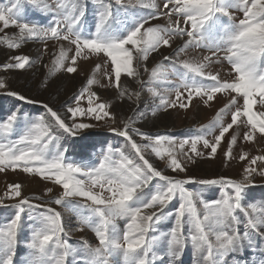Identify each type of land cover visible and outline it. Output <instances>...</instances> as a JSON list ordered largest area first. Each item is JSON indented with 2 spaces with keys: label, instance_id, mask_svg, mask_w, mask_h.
I'll list each match as a JSON object with an SVG mask.
<instances>
[{
  "label": "snow or ice",
  "instance_id": "6c2138e0",
  "mask_svg": "<svg viewBox=\"0 0 264 264\" xmlns=\"http://www.w3.org/2000/svg\"><path fill=\"white\" fill-rule=\"evenodd\" d=\"M112 3L118 10L123 9L125 16L132 13L134 19L126 27H122L125 22L114 16ZM59 7L64 9L62 19H54L51 25L40 27L34 23L20 21L19 0H15L10 7L0 6V24L4 29L9 26L17 27L18 40L52 38L68 41L70 45L75 46V55L71 56L73 63L84 50L95 54L98 59H102L100 54H104L111 59L112 72L117 82L122 72L129 77L138 75L137 69L133 67L134 57L139 65L161 46L172 48L173 53L178 55L183 48L173 47L177 38L183 40L184 47H208L211 56H204L200 62H183L187 72L177 85L176 96L178 99L182 97L179 88L183 87L188 91V101L195 95L203 104L208 105L216 93H227L231 99L216 113L214 125L219 124V134L215 135L214 141L198 135L177 142L174 137L168 135L142 132L132 127L129 120H125L123 129L110 127L109 131L123 137L126 146L130 145L131 152L126 155L123 149H112L109 146L107 151L101 150L102 158L95 165L68 162L66 150L61 151L57 142L64 134L77 136L94 127L90 123L77 122V118L86 117L98 123H107V119L112 116L110 105L104 102L94 103L93 98L97 93L84 87L75 96L77 106H69L66 109V112L71 114L69 124L57 111L45 104V115L32 121L31 126L26 127L18 140L11 142L8 141L7 135L4 136L5 143H0V172L5 168L20 167L25 173H35L45 182L50 181L53 187L47 188V193H52L56 186L61 187L62 191L55 203L72 204L87 209L88 214L82 217L81 223L93 228L99 243L97 247L91 248L87 241H83L84 247L79 251L71 248L66 241L61 240L60 234L64 232L61 214L50 207L32 204L29 197L22 196L20 184H9L4 196L17 199L18 202L10 205L16 210L14 216L6 225L0 226V264H15L14 249L25 206L40 209L44 213L39 218V227L32 230L28 247L33 250V259L29 264H66V257L81 253L83 259L77 264H108V258L118 253H122L126 264H153L148 257L158 238L150 237L149 233L154 230L156 224L168 217H173L174 222L161 239L166 241L170 264H176L189 240L194 252L202 258L200 264H219L220 256L226 252L240 250L244 241L251 244L255 236L264 241V203L260 205L259 211L256 204L248 206L251 212L242 207L244 190L251 183L254 174L259 172L264 176V166H261L264 164V155L252 156L249 160L247 152L240 153L239 160L247 161L241 181L224 178L198 181L201 185L222 184L231 189L232 194L226 192L222 199L211 203L199 200L198 194L188 190L186 185L192 182V178L177 179L164 175L145 155L146 151L151 149L152 153L161 159L167 156L164 161L167 168L173 172H185L186 164L194 163L197 157L206 155L208 158H214L222 140L226 139L225 134L229 133L234 125H238V122L240 125L244 124L240 119L242 116L247 118V130L242 133L244 141H253L257 132L264 137V111H253L257 96L260 98L259 105L264 108V0H159V3L155 0H135V3L133 0H128L127 3H124V0H110L109 4L100 5L95 31L90 35H86L82 30L86 7H81L78 0H73L71 7L65 4H60ZM143 9L150 11L141 15ZM230 9L241 10L243 19L236 23ZM160 18L165 20L164 24L149 26L152 20ZM62 32L65 34L61 35ZM3 39L7 41L8 37ZM7 46L15 49L20 45L9 42ZM220 52L225 53L224 59L236 73L235 79L231 81H221L218 75L205 72L214 57L220 58ZM67 58L68 52L61 48L55 57L54 65L62 66ZM169 59V56L164 57V60ZM30 65L29 56L19 55L12 56L8 62L0 65V68L25 69ZM158 67L151 70L153 77L157 75ZM66 71L73 73L77 69L68 66ZM189 73L192 74L190 81ZM196 77L211 83H199ZM94 83L96 81L92 78L87 80L89 86ZM0 87H6V82L2 79ZM85 93L89 105L86 109L79 106ZM233 93L235 95H232ZM125 94L126 90L119 92L120 97ZM10 95L18 96L21 101L26 99L24 95L16 92H11ZM134 95L139 98V92ZM241 98L242 108L237 107ZM176 106L177 101H168L161 97L156 108ZM179 107L188 108L189 104L180 102ZM233 107L236 110L231 111V121L225 125L221 116ZM144 116L145 113L139 114L140 119ZM17 119L18 112L11 111L4 122L0 123V130L10 134ZM130 133L140 136L144 143H137ZM237 140L238 134H231V139L227 141L228 150L224 152V157L228 162L235 158L232 149ZM177 143L181 151L185 145L190 144V154L183 153V159L175 154ZM200 143L206 152L198 150L197 145ZM116 156H119V159H115ZM258 161L261 164H258ZM153 181L156 183L150 189ZM96 187L100 189L99 192L94 191ZM105 192L109 195L106 196ZM177 197L178 206L172 212H167V207ZM72 198H83L84 203ZM198 200L203 206L202 215L196 206ZM148 209L153 210L146 213L145 210ZM237 210L244 211L247 217L243 234H239L235 227L239 223L234 214ZM118 217L127 219L122 237L114 223ZM185 225L188 226V236L182 231ZM210 237H214V240ZM49 252L52 254L49 255Z\"/></svg>",
  "mask_w": 264,
  "mask_h": 264
},
{
  "label": "rangeland",
  "instance_id": "374dc122",
  "mask_svg": "<svg viewBox=\"0 0 264 264\" xmlns=\"http://www.w3.org/2000/svg\"><path fill=\"white\" fill-rule=\"evenodd\" d=\"M15 0H0V6L10 7ZM73 0H19V19L21 22H29L37 24L40 27H47L52 24L54 19H62L64 9L60 8V4L71 7ZM81 7H86V15L83 17L82 30L86 35H90L95 31V22L97 12L100 5L109 4L110 0H78ZM128 0H124L127 3ZM148 2V0H145ZM159 3V0H155ZM135 3V0H133ZM114 16L119 21L125 22L122 27H126L134 17L132 13L125 16L124 10L117 9V6L111 5ZM149 9H143L140 14L146 15ZM231 16L236 23L243 19L242 11L239 9H230ZM175 19V18H174ZM163 18L154 19L151 24H164ZM19 29L15 26H9L4 29L0 24V65L9 61L12 56L27 55L31 60V65L25 69L4 70L0 68V79L6 82V87H0V123H3L7 115L11 111L18 112V119L14 122L13 130L10 134L3 133L0 130V143H5L4 136L7 135L8 141L14 142L23 134L26 127L31 126V122L37 120L40 116L45 115L44 105L47 104L57 111L66 123H71L70 113L66 112L67 107L77 106L75 96L78 95L82 88L88 87L90 91L96 92L97 96L94 103L104 102L110 105L111 118L107 119V123L96 122L90 118L80 117L77 122H86L94 125V127L82 132L80 135L71 136L64 134L59 137L57 146L61 151L66 150V160L75 163H88L95 165L102 158V149L107 151L109 146L112 149L121 148L128 155L131 152L130 145L126 146L125 139L114 132L109 131L110 127L123 129V122L129 120L131 126L140 129L142 132L150 134H161L174 137L177 142L182 139L204 136L210 141H214L215 135L219 134V124L214 125V118L220 108L231 99L227 93H216L213 101L208 105L203 104L202 100L193 95L192 100L188 101V91L183 87L179 88L182 93L180 99L176 96L177 85L184 78L187 70L183 67L184 61L200 62L204 56H211L208 47L183 46V40L177 38L173 47H181L178 55L173 53V49L161 46L155 52L149 54L147 60L141 61L139 65L133 61V67L137 69L136 77H129L126 73H121L120 80L117 82L115 74L112 72L111 59L104 54H100L102 59H98L95 54H89L84 50L80 57H77L75 63L72 62L71 56L75 55V46L70 45L68 41L49 38L40 40L38 38L18 40ZM65 33H61L64 35ZM218 36L219 33L217 32ZM7 36L8 40L3 38ZM186 39V37L184 38ZM9 42L19 43V47L15 49L8 48ZM130 47V46H129ZM61 48L68 52V58L62 66L54 65L55 57L59 54ZM224 52L219 53V59L215 57L208 63L205 72L218 75L221 81H231L235 79L236 73L231 65L224 59ZM169 56V60L164 57ZM99 65V67H97ZM68 66L77 69L73 73L66 71ZM158 67L157 75L152 76L151 70ZM92 78L96 83L87 85V80ZM192 74H188L189 81ZM197 82L202 84L211 83L208 80L196 77ZM111 81V82H110ZM126 90L123 97L119 96V92ZM16 92L26 97L25 100H19L18 96L10 95ZM139 92V98L134 93ZM155 93V95H154ZM232 95H235L233 93ZM130 97V98H129ZM163 97L168 101H177L175 108H156L160 98ZM259 97H255L257 101L253 105V111H264L259 105ZM188 103V108H180L179 103ZM79 106L88 108L87 93L79 102ZM237 107H243L242 98ZM155 114L153 115V110ZM138 110V111H137ZM235 107L221 116V121L226 125L231 121V111H235ZM140 113H145L143 119L139 118ZM244 121L243 125H234L233 129L226 133V139L222 140L221 146L218 147L217 155L214 158L197 157L194 163L186 164L185 172H173L167 168L165 160L155 156L151 149L145 153L146 158L164 175L174 176L177 179L192 178V182L186 187L189 191L198 194L199 200L211 203L222 199L225 193L232 194L231 189L227 185H201L197 183L200 180H211L220 178L241 181L243 179V169L247 161L239 160L240 153L247 152L248 159L252 156L264 155V137L256 133V138L251 141L243 140V131L247 130V118L241 117ZM207 126V127H206ZM133 140L137 143H144L140 136L130 133ZM231 134H238L237 143L233 145L232 155L235 157L230 162L225 160L224 152L228 150L227 141L231 139ZM85 145H88L87 147ZM94 145V146H93ZM199 151L206 152L202 143L197 145ZM183 153L190 154V144L185 145L183 151L179 148V143L175 146V154L178 158L183 159ZM119 159V156L114 157ZM258 164L261 162L258 161ZM38 166V165H37ZM261 166H264L262 164ZM156 183L150 184V189ZM9 184H20L22 196L29 197L32 204H41L50 207L61 214L62 227L64 232L61 233V240L79 251L83 245V241H87L91 248L98 246V239L95 236L92 227L81 223L83 216L87 215V209L75 207L72 204L57 205L55 199L59 197L62 188L56 186L52 193H47V188H52L53 184L45 182L38 174L25 173L22 168L17 167L5 168L0 172V226H4L9 222L15 214V209L10 207L18 202L17 199L5 197ZM94 191L99 192L96 187ZM149 191V190H146ZM105 195H109L105 192ZM73 200L84 203L83 198H72ZM196 202L198 212L203 214V206ZM90 203V202H89ZM264 203V176L259 172L254 174L252 181L244 190L243 209L251 212L250 204L257 205V211L260 205ZM179 204L178 197L172 201L167 207V212H172ZM153 209L145 210L150 212ZM44 213L40 209L28 208L25 206L22 214L21 226L17 236V244L14 249L15 264H29L33 259V250L29 249L31 243L32 230L39 227V218ZM239 221L235 225L237 232L243 234L245 231L244 224L247 217L244 211L237 210L234 213ZM174 222L173 217L155 225L154 230L149 233L150 237L158 238V242L154 245L148 259L153 264H170V258L167 256L166 241L161 239L164 233H167ZM117 228L121 232L126 226V218H116L114 220ZM264 230V229H262ZM185 236H188V226L185 225L182 230ZM214 240V237H210ZM51 243V242H50ZM52 253L49 252V255ZM83 253L80 255L71 254L66 257V264H77L82 261ZM202 258L198 257L191 246L190 240L182 250L176 264H200ZM219 264H264V241L255 236L251 241H244L242 247L238 251L226 252L219 258ZM108 264H126L122 253L114 254L108 258Z\"/></svg>",
  "mask_w": 264,
  "mask_h": 264
}]
</instances>
